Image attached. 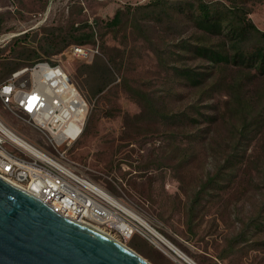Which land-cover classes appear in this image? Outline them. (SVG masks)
Wrapping results in <instances>:
<instances>
[{"label": "rangeland", "instance_id": "obj_1", "mask_svg": "<svg viewBox=\"0 0 264 264\" xmlns=\"http://www.w3.org/2000/svg\"><path fill=\"white\" fill-rule=\"evenodd\" d=\"M202 1L246 11L264 31V0ZM198 2L1 0L0 83L39 59L62 63L90 106L67 149L76 170L197 264H264V73L197 50L233 57L264 46V35L237 42L204 29L193 16ZM75 43L97 51L77 57ZM185 69L199 73V85ZM0 119L51 151L1 100ZM123 242L153 264H190L140 234Z\"/></svg>", "mask_w": 264, "mask_h": 264}, {"label": "built area", "instance_id": "obj_2", "mask_svg": "<svg viewBox=\"0 0 264 264\" xmlns=\"http://www.w3.org/2000/svg\"><path fill=\"white\" fill-rule=\"evenodd\" d=\"M72 50L85 59L97 51L78 43ZM0 100L39 130L52 148L44 149L0 119L1 177L66 217L104 229L123 241L140 234L161 250L171 249L142 213L71 165L67 149L81 136L90 106L62 63L39 59L13 70L0 83Z\"/></svg>", "mask_w": 264, "mask_h": 264}, {"label": "water", "instance_id": "obj_3", "mask_svg": "<svg viewBox=\"0 0 264 264\" xmlns=\"http://www.w3.org/2000/svg\"><path fill=\"white\" fill-rule=\"evenodd\" d=\"M0 264H153L0 176Z\"/></svg>", "mask_w": 264, "mask_h": 264}, {"label": "trees", "instance_id": "obj_4", "mask_svg": "<svg viewBox=\"0 0 264 264\" xmlns=\"http://www.w3.org/2000/svg\"><path fill=\"white\" fill-rule=\"evenodd\" d=\"M196 10L197 12H193V16L200 27L215 33L227 30L231 34L232 39L237 42L245 41L248 34L253 31L260 35H264V31H261L254 24L246 11H243V14L239 16L234 8H223L220 5L211 4L202 0H199ZM112 22L117 23L118 18H114ZM78 41L81 42L84 41V39ZM197 50L215 61H233L249 67H255L260 72L264 73V46H258L253 50H238L233 57L219 51L216 52L209 47H197ZM179 73L181 76L188 78L193 85L200 84L199 73L197 71L185 69L181 70Z\"/></svg>", "mask_w": 264, "mask_h": 264}, {"label": "bare ground", "instance_id": "obj_5", "mask_svg": "<svg viewBox=\"0 0 264 264\" xmlns=\"http://www.w3.org/2000/svg\"><path fill=\"white\" fill-rule=\"evenodd\" d=\"M103 231H105L104 229H101ZM108 233V232H107ZM110 236H112L113 238H115L116 240H118L119 242H121L122 244H124L125 246L131 248L128 244H126L125 242H123V240H121L120 238L108 233ZM161 239L164 241L165 245L167 248H171L173 249L182 259H184L185 261H187L190 264H197L196 262H194L190 257H188L184 252H182L175 244H173L171 241H169L167 238H165L164 236L160 235ZM133 249V248H131ZM135 250V249H133Z\"/></svg>", "mask_w": 264, "mask_h": 264}]
</instances>
